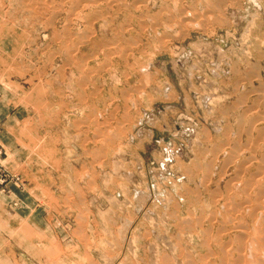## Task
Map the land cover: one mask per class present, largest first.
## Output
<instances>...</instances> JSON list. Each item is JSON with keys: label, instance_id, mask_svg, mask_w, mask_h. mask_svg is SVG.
I'll return each instance as SVG.
<instances>
[{"label": "rangeland", "instance_id": "374dc122", "mask_svg": "<svg viewBox=\"0 0 264 264\" xmlns=\"http://www.w3.org/2000/svg\"><path fill=\"white\" fill-rule=\"evenodd\" d=\"M263 100L264 0H0V264H261Z\"/></svg>", "mask_w": 264, "mask_h": 264}, {"label": "bare ground", "instance_id": "6f19581e", "mask_svg": "<svg viewBox=\"0 0 264 264\" xmlns=\"http://www.w3.org/2000/svg\"><path fill=\"white\" fill-rule=\"evenodd\" d=\"M257 101H258V99H257ZM263 101H264V100H263ZM260 102H261V101H260ZM260 102H259V103H260ZM263 103H264V102H263ZM256 107H257V106H256ZM263 107H264V106H263ZM258 109H259V108H258ZM253 112H254V111H253ZM259 112H260V111H259ZM257 113H258V112H254V114H257ZM262 114H263V113H262ZM260 116H261V115H260ZM263 116H264V115H263ZM257 118H258V116H257ZM259 118H260V117H259ZM261 118H263V117L261 116ZM259 120H260V119H259ZM256 121H257V120H256ZM256 121H254V122H256ZM263 121H264V119H263ZM239 122H240V121H239ZM242 122H243V119L241 120V123H242ZM250 122H251V120H250ZM260 122H261V121H260ZM250 124H251V123H250ZM258 124H259V123H258ZM241 125H242V124H241ZM256 125H257V124H256ZM262 128H263V127H262ZM254 129H255V128H254ZM263 129H264V128H263ZM250 130H251V129H250ZM259 130H260V128H259ZM253 131H255V130H253ZM241 132H242V131H241ZM258 132L260 133V131H258ZM262 132H264V131L262 130ZM250 135H253V134H250ZM258 135H259V134H258ZM262 136H264V135H262ZM250 137H251V136H250ZM259 137H260V136H259ZM251 139H252V138H251ZM251 139H249V140H251ZM246 141H247V140H246ZM252 141H253V140H252ZM252 141H251V142H252ZM253 142H254V141H253ZM260 142H261V141H260ZM263 142H264V140H263ZM246 143H247V142H246ZM252 144H253V143H252ZM262 145H263V144H262ZM249 146H250V145H249ZM249 146H247V147H249ZM262 148H263V147H262ZM254 149H255V150H258V149H259V143H257V145H256V147H255ZM248 150H249V149H248ZM250 150H251V149H250ZM252 150H253V148H252ZM252 150H251V151H252ZM259 150H260V149H259ZM261 151H262V149H261ZM261 151H260V152H261ZM263 151H264V150H263ZM254 153H255V152H254ZM257 153H258V152H257ZM257 153H256V154H257ZM249 154H250V153H249ZM252 154H253V153H252ZM256 154H254V156H255ZM263 154H264V153H263ZM263 156H264V155H263ZM254 158H256V157H254ZM249 159H250V158H249ZM251 159H253V158H251ZM251 159H250V160H251ZM258 160L260 161V159H258ZM254 161H255V160H254ZM252 162H253V161H252ZM257 162H258V161H257ZM259 163L261 164L259 167H260V170L263 171V172H262V174H263V173H264V159H263V161H261V162H259ZM245 164H246V163H245ZM250 164H252V163H249V165H250ZM248 167H249V166H248ZM256 167H258V166H256ZM240 168H241V167H240ZM241 170H243V168H242ZM247 170H249V169H247ZM258 171H259V170H258ZM258 171H257V172H258ZM255 172H256V171H255ZM259 173H261V172H259ZM236 174H238V173H236ZM242 175H243V174H242ZM263 175H264V174H263ZM253 177H254V176H253ZM263 177H264V176H263ZM247 178H249V176H247ZM256 178H259V177H255V179H256ZM252 179H253V178H252ZM259 179H260V178H259ZM262 179H263V178H262ZM257 180H258V179H257ZM239 181H240V180H239ZM246 181H247V179L245 180V182H246ZM254 181H255V180H254ZM240 182H241V181H240ZM258 182H259V180H258ZM261 182H262V181H261ZM247 183H248V182H247ZM256 183H257V182H256ZM262 183H264V182H262ZM262 183H261V185H262ZM240 184H241V183H240ZM252 184H253V183H251V185H252ZM258 184H259V183H258ZM236 185H237V184H236ZM244 185H245V184H243L242 186H244ZM248 185H250V184H248ZM253 185H254V184H253ZM255 185H256V184H255ZM255 185H254V186H255ZM261 185L259 184L260 187H259V186H258V187H259L260 189H259V190L257 189L258 192H259V195H260V199L264 197V196H263V195H264V185H262V186H261ZM249 187H250V186H249ZM249 187L247 188V186H246V187L244 186V188H247V189H249ZM255 187H257V186H255ZM255 187H254V189H255ZM258 187H257V188H258ZM240 188H241V190H242L243 187H240ZM240 188H239V190H240ZM251 189L253 190V188H251ZM245 190H246V189H245ZM243 191H244V189H243ZM249 191H251V190H249ZM244 192H245V191H244ZM244 192H243V193H244ZM253 192H255V191H253ZM232 193H233V192H232ZM240 194H241V193H240ZM248 194H249V193H248ZM251 194H252V193H251ZM251 194H249V195H251ZM244 195H245V194H244ZM246 195H247V194H246ZM249 195H247V196H249ZM259 195H258V196H259ZM254 196H255V199H256L257 196H256L255 194H254ZM237 197H238V196H237ZM250 197H252V196H250ZM239 198H240V197H239ZM258 198H259V197H258ZM227 199H228V197H227ZM250 199H251V198H250ZM255 199H253V200H255ZM246 200H248V198H246ZM257 200H258V199H257ZM262 200H263V199H262ZM262 200H259V202L257 201V202H258L257 204L261 206V204H262V202H263ZM228 201H229V200H228ZM248 202H249V201H248ZM248 202H247V203H248ZM247 203H246V205H247ZM248 204H249V203H248ZM250 204H251V203H250ZM231 205H232V204H231ZM236 205H237V204H236ZM251 205H252V204H251ZM251 205H250V206H251ZM228 206H229V205H228ZM244 206H245V205H243L242 207H244ZM250 206H247V207L250 208ZM229 207H230V206H229ZM234 207H236V206H234ZM254 207H255V205H254ZM238 208H239V207H238ZM238 208H237V209H238ZM252 208H253V206H252ZM252 208H251V209H252ZM256 208H257L258 210H262V215H264V207L261 208V207H258V206H257ZM237 209L235 208V211H236ZM240 209H241V208H240ZM248 211H252V210H248ZM254 211H256V210L254 209ZM254 211H253V213H254ZM237 212H238V211H237ZM237 212H236V213H237ZM242 212H244V211L242 210ZM245 212H246V210H245ZM256 212L258 213V211H256ZM251 213H252V212H251ZM257 213H255V214H257ZM260 213H261V212H260ZM248 214H249V213H248ZM248 214H247V215H248ZM253 215H254V214H253ZM250 216H251V215H250ZM251 217H252V216H251ZM259 217H260V216H259ZM262 217H264V216H262ZM262 217H261V218H262ZM255 218H256V217H255ZM255 218L253 217L254 220H253L252 218H251V219L254 221L253 223H255V225H256V227H257L258 224L256 223ZM257 218H258V215H257ZM252 220H251V221H252ZM257 220H258V219H257ZM259 220H260V219H259ZM262 220H263V218H262ZM263 221H264V220H263ZM251 224H252V222H251ZM251 224H250V226H251ZM259 224H261V223H259ZM252 225H253V224H252ZM246 226H247V225H246ZM246 226H245V227H246ZM253 226H254V225H253ZM237 227H238V226H237ZM242 227H243V226H242ZM258 227H259L258 230H257V229L255 230V228L251 226L252 230H253V228H254V230L257 232V234H256L257 236L255 237V238H256L255 241H257V243H259L258 245H261L260 250L258 249V248H259L258 246H257V249L259 250V253H260V251L262 252V256H263V255H264V225L261 224V225L258 226ZM239 228H240V227H239ZM247 228H248V226H247ZM247 228H246V229H247ZM251 228H250V229H251ZM237 229H238V228H237ZM250 229H249L248 231L246 230V233H245V231L243 230V231H244V234H245L247 237H250V232H249ZM239 230H240V229H239ZM241 231H242V230H240V232H241ZM219 232H220V231H219ZM252 232H254V231H252ZM241 233H242V232H241ZM217 234H218V233H217ZM242 234H243V233H242ZM222 235H223V234H222ZM251 235H253V234L251 233ZM247 237H246V238H247ZM220 238H221V237H220ZM251 238L253 239L254 237L252 236ZM249 239H250V238H249ZM243 240H244V239H243ZM247 240H248V239H246L245 246L249 244V243L247 244ZM241 241H242V240H241ZM255 241H253V242L256 244ZM217 242H218V241H217ZM242 242H243V241H242ZM244 242H245V240H244ZM250 242H251V240H250ZM240 245H242V243H241ZM243 245H244V244H243ZM255 246H256V245H255ZM230 247H231V246H230ZM240 247H241V246H240ZM250 247H251V250H252V246H250ZM223 248H225V247H223ZM244 248H245V247H244ZM255 248H256V247H255ZM230 249H231V248H230ZM238 249H240V248L238 247ZM241 249H242V252H243V248H241ZM245 249H247V246H246ZM228 250H229V248H228ZM228 250H227V251H228ZM231 251H232V250H231ZM244 251H245V250H244ZM249 251H250V250H249ZM223 252H224V251H223ZM245 252H246V251H245ZM245 252H243V254H244ZM253 252H254V251H253ZM255 252H258V251H255ZM227 253H228V252H227ZM227 253H224V254H226V256L229 257V254H227ZM249 253H251V252H249ZM259 253H258V254H259ZM253 254H254V253H253ZM260 254H261V253H260ZM245 255H246V253H245ZM255 255H257V253H256ZM250 256H251V255H250ZM250 256H249V257L247 256V257L250 259ZM260 256H261V255H260ZM260 256H258V257H260ZM222 257H224V256H222ZM224 258H225V257H224ZM254 258H255V257H254ZM261 258H262V257H261ZM263 258H264V257H263ZM225 259H226V258H225ZM227 259H228V258H227ZM251 259H252V258H251ZM255 259H256V258H255ZM255 259H254V260H255ZM259 260H261V259H259ZM235 261H236V260H235ZM241 261H244V260H241ZM245 261H246V260H245ZM245 261H244V262H245ZM247 261H248V260H247ZM255 261L257 262V260H255ZM252 262H253V261H252ZM259 262H260V261H259ZM257 263H258V262H257ZM257 263H256V264H257ZM227 264H228V263H227ZM242 264H243V263H242ZM258 264H260V263H258ZM261 264H264V260L261 261Z\"/></svg>", "mask_w": 264, "mask_h": 264}]
</instances>
